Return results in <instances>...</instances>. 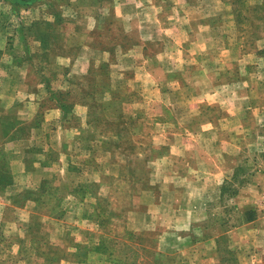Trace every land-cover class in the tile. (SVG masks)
Listing matches in <instances>:
<instances>
[{"label": "crops", "instance_id": "crops-1", "mask_svg": "<svg viewBox=\"0 0 264 264\" xmlns=\"http://www.w3.org/2000/svg\"><path fill=\"white\" fill-rule=\"evenodd\" d=\"M239 2L0 0V173L10 181L0 204L13 214L1 230L14 229L0 241L6 263L59 260L38 246L51 234L62 257L85 264H125L105 252L125 236L141 239L129 242L134 256L152 264H227L226 251L264 264V205L253 206L264 167L235 195L258 219L224 230L209 221L212 198L250 162L231 158L236 96L221 117L206 96L220 83L199 73L219 61L231 34L218 21L234 29ZM27 241L34 252L21 254Z\"/></svg>", "mask_w": 264, "mask_h": 264}, {"label": "rangeland", "instance_id": "rangeland-1", "mask_svg": "<svg viewBox=\"0 0 264 264\" xmlns=\"http://www.w3.org/2000/svg\"><path fill=\"white\" fill-rule=\"evenodd\" d=\"M240 2L236 6V17L239 18L236 19L234 29H231V26L227 23H223L222 19L218 21L221 24V30L229 31L231 34L230 38H221L220 51L216 56L219 61L214 63L213 68L203 66L199 70L203 78H213L214 81L220 83L218 86H214L213 92H207L209 94L206 96L213 104H216L212 107V110H220L221 117L227 115L226 112L223 113V107H227L229 100H233V96H236L237 102L233 109L238 112L235 117L238 120L240 119V123L238 122L236 128L237 138L232 146L231 158L236 160L235 163L238 161L243 162L245 158L250 160L248 165L238 166L235 176L227 179L224 195L222 197L215 195L212 198L209 221L214 223L215 226L220 225L223 230L231 225L241 223L244 218H259V211L254 207L244 214L243 210L238 207L235 195L253 179V175L257 170L264 167V5L262 8L257 6L264 4V0H240ZM53 18L55 17L53 16ZM56 28V25H53V29L56 30ZM207 88L211 89V86H207ZM244 96H247L248 99L245 106L238 102ZM228 123H230L229 120L224 119L221 126ZM222 136L226 137L227 133L222 134ZM51 192V184L47 183L46 194ZM257 198L254 200L255 205L253 206L260 207L261 204L264 205V196L263 198ZM3 206L0 204V241H3L1 240L3 234L9 236L14 231L10 222L7 224L8 229L6 232L1 230L3 218L9 221L13 219V214H6ZM261 207L264 208V206ZM41 223L42 221L38 217H32L29 220L33 232L41 231ZM43 230L47 231L45 228ZM49 233L51 232L49 231ZM135 240L140 241L141 239L137 236H134V238L132 236H125L122 239L120 237L114 238L111 243L105 244V252L111 251L113 254H117V256L122 257L125 264H152L151 260L145 262L136 259L133 253L134 250L129 243ZM72 242L75 244L76 239L72 238ZM1 243L0 253L3 250ZM10 245L13 250H17L14 243H10ZM23 246L24 249L20 245L19 252L30 254L34 252L36 244L27 241ZM38 246L39 249L49 254L58 255L59 253V260L49 261L47 264H85L83 260L62 257V250H57L52 244L51 234L43 235ZM15 252H13V255L17 256L18 254ZM226 258L227 264H238L237 257L232 251H226ZM102 259L88 263L107 264ZM31 263L41 264L39 260ZM0 264H9L6 263L5 256H0Z\"/></svg>", "mask_w": 264, "mask_h": 264}, {"label": "trees", "instance_id": "trees-1", "mask_svg": "<svg viewBox=\"0 0 264 264\" xmlns=\"http://www.w3.org/2000/svg\"><path fill=\"white\" fill-rule=\"evenodd\" d=\"M263 5L264 4H262V5H257L258 7H260V8H262L263 7ZM239 18V17H238ZM237 18V19H238ZM0 171H2V170H0ZM7 182H10V181H8V180H4V178H3V173L1 172L0 173V189H1V187H3L4 186V184L6 183L7 184ZM49 183V182H48ZM46 188H47V183L45 184V195H51L52 194V192L51 193H49V194H46ZM250 219V218H249ZM129 237H131V236H129ZM117 241V240H116Z\"/></svg>", "mask_w": 264, "mask_h": 264}]
</instances>
